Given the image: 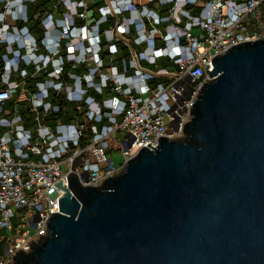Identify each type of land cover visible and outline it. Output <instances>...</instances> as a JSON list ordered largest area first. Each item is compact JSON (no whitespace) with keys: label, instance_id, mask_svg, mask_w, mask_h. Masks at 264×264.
I'll return each instance as SVG.
<instances>
[{"label":"built area","instance_id":"1","mask_svg":"<svg viewBox=\"0 0 264 264\" xmlns=\"http://www.w3.org/2000/svg\"><path fill=\"white\" fill-rule=\"evenodd\" d=\"M73 5L42 19L39 45L24 28L0 32V264L47 236L71 165L81 188H99L140 149L182 139L211 60L264 38V0H100L91 24Z\"/></svg>","mask_w":264,"mask_h":264},{"label":"water","instance_id":"2","mask_svg":"<svg viewBox=\"0 0 264 264\" xmlns=\"http://www.w3.org/2000/svg\"><path fill=\"white\" fill-rule=\"evenodd\" d=\"M211 63L184 138L99 188L71 165L47 236L14 264H264V38Z\"/></svg>","mask_w":264,"mask_h":264},{"label":"trees","instance_id":"3","mask_svg":"<svg viewBox=\"0 0 264 264\" xmlns=\"http://www.w3.org/2000/svg\"><path fill=\"white\" fill-rule=\"evenodd\" d=\"M58 1V0H57ZM76 1V0H74ZM87 6V10L91 11V16L94 11V20L96 21V13L95 10L100 5V0H83ZM31 2V3H30ZM22 11L23 16H15L17 19L14 20V26L18 29L24 28L29 34L37 41L39 45V40L44 36L45 30L42 26V19L48 15H52L53 13H61L64 10L63 5H56V0H33V1H24L22 3ZM3 3H0V15L4 14V10L2 8ZM55 11V12H54ZM51 13V14H50ZM37 15V19L35 16ZM264 16V7L263 14ZM41 23V25H40ZM2 22L0 21V28L2 26ZM252 30V29H250ZM103 42V40H101ZM23 53V51H21ZM6 57V47L4 46L2 40H0V76L4 71V58ZM20 70H25L27 73L32 72V66H25L23 63L19 65ZM45 76L37 77L35 79L27 78L26 86L30 89L35 87V83L38 81H42ZM111 148L109 146L108 150H106V155L108 156L111 153Z\"/></svg>","mask_w":264,"mask_h":264},{"label":"rangeland","instance_id":"4","mask_svg":"<svg viewBox=\"0 0 264 264\" xmlns=\"http://www.w3.org/2000/svg\"><path fill=\"white\" fill-rule=\"evenodd\" d=\"M24 1H28V0H0V3H3L2 5V8L4 10V14H1L0 15V21L3 23V25H5V27H9V28H12V27H15L14 26V20L17 19L15 16H23V11H22V3ZM33 1V0H31ZM66 1V2H65ZM56 0V5L58 6L59 5H64V7H66V9H71L74 8V5L73 3L76 2V1H81V0ZM68 2V3H67ZM77 3V2H76ZM12 5V6H11ZM68 5V6H67ZM77 5V4H76ZM15 6V7H14ZM12 7V8H11ZM76 7V6H75ZM12 10V11H11ZM88 11V10H87ZM65 12V11H64ZM87 13V16L89 18L90 16V24H91V11H88L86 12ZM12 18V19H11ZM37 15L35 16V19H37ZM7 22H6V21ZM9 21V22H8ZM12 25V26H11ZM90 26V25H89ZM88 26V27H89ZM5 27H1L0 28V32L2 30H4ZM8 28V29H9ZM10 31H12L10 29ZM122 138H123V135H121L119 137V140L118 142L122 141ZM184 137H182L183 139ZM180 139V140H182ZM110 148H111V153L107 156L108 158H111L112 159V162L115 166H118L121 162H122V155H121V148L119 145H114V144H110Z\"/></svg>","mask_w":264,"mask_h":264},{"label":"bare ground","instance_id":"5","mask_svg":"<svg viewBox=\"0 0 264 264\" xmlns=\"http://www.w3.org/2000/svg\"><path fill=\"white\" fill-rule=\"evenodd\" d=\"M31 1V0H30ZM66 2V1H65ZM76 2H78V1H76ZM75 2V3H76ZM31 3V2H30ZM68 3V2H67ZM12 6V5H11ZM68 6V5H67ZM15 7V6H14ZM12 8V7H11ZM66 8V7H65ZM12 11V10H11ZM55 12V11H54ZM63 12V11H62ZM51 14V13H50ZM12 19V18H11ZM6 21V20H5ZM7 22V21H6ZM9 22V21H8ZM42 22V21H41ZM40 25H41V23H40ZM12 26V25H11ZM16 27V26H15ZM44 29V28H43ZM3 42V41H2Z\"/></svg>","mask_w":264,"mask_h":264},{"label":"crops","instance_id":"6","mask_svg":"<svg viewBox=\"0 0 264 264\" xmlns=\"http://www.w3.org/2000/svg\"><path fill=\"white\" fill-rule=\"evenodd\" d=\"M106 155V154H105ZM107 156V155H106Z\"/></svg>","mask_w":264,"mask_h":264}]
</instances>
